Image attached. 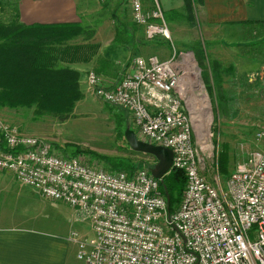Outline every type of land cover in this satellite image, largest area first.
<instances>
[{
    "label": "built area",
    "instance_id": "built-area-1",
    "mask_svg": "<svg viewBox=\"0 0 264 264\" xmlns=\"http://www.w3.org/2000/svg\"><path fill=\"white\" fill-rule=\"evenodd\" d=\"M128 7L145 39L170 41L157 0H128ZM190 56L135 55L115 82L93 70L84 74L91 94L129 113L137 139L171 151V168L185 177L171 212L148 168L127 174L81 155H60L48 140L0 118V170L88 221L90 236L68 235L80 264H264V130H256L259 145L229 172L225 189L216 175L208 180L202 171L215 149L210 107L200 126L176 92L191 75L183 69L191 61L201 81Z\"/></svg>",
    "mask_w": 264,
    "mask_h": 264
},
{
    "label": "rangeland",
    "instance_id": "rangeland-1",
    "mask_svg": "<svg viewBox=\"0 0 264 264\" xmlns=\"http://www.w3.org/2000/svg\"><path fill=\"white\" fill-rule=\"evenodd\" d=\"M122 4L123 10L125 8L129 10L128 0H124ZM194 4L195 2L193 4L191 2L190 11L185 7L180 12L173 10L169 16L165 15L168 22L172 21V24H169L170 41L159 37L148 41L139 33L140 38L129 49L120 46L117 51H112L113 54L117 53L119 62L117 64L112 62L110 66L104 68L108 77L116 75L119 78L135 54L153 53L161 59H166L173 52H176V56L178 52H183L191 54L194 59L196 57L200 65L201 81H198L200 83L195 84L197 76L194 67L184 66L183 69L189 71L195 81L187 74L182 77L176 92L186 101L193 118L199 119L200 126L204 118L201 101L203 96H200V90L205 94L208 108L211 110L213 121L211 141L215 149L212 157L204 159L202 174L208 180L216 175L222 189H225V180L229 172L259 145L254 139L256 130H264V52L258 57L248 54L242 45L250 38L244 36L242 28L234 24H225L220 28L208 25V29L215 31L204 33L201 27L206 28V25L199 21L197 9L193 10ZM15 7L16 0H0V21L14 19ZM131 24L133 29H137L132 22ZM217 29L223 30L219 32ZM92 36L88 39L77 36L69 40V43H85L86 40L90 42L94 39ZM213 61L218 63L221 70L220 83L226 98L222 106L208 90V82L205 79L207 75L211 83L210 66ZM94 67L96 64L88 66L86 71L93 70ZM83 79L78 80L79 88L83 89H80L82 96L74 102L70 110L71 116L65 120L58 121V118L51 114L32 119L31 109L5 108L0 109V118L25 134L48 140L57 148L60 155H81L89 161L103 165L104 168L107 166L101 157H116L129 160L137 165V168L149 169L155 162L154 158L132 152L123 138L125 128L137 132L129 113L121 107L105 103L95 97L86 88ZM217 157L224 162L225 171L218 168ZM55 208L56 213L60 215L56 219L60 230L68 235L70 231H75L80 236L91 235L87 220L75 219L74 211L63 203ZM72 249L75 262L80 264L75 258L76 247L72 246Z\"/></svg>",
    "mask_w": 264,
    "mask_h": 264
},
{
    "label": "crops",
    "instance_id": "crops-1",
    "mask_svg": "<svg viewBox=\"0 0 264 264\" xmlns=\"http://www.w3.org/2000/svg\"><path fill=\"white\" fill-rule=\"evenodd\" d=\"M123 1L16 0L15 16L23 26L78 25L91 29L94 39L85 43L95 44L96 53L87 62L72 63L70 67L76 69L79 78L83 79L88 66L96 64L93 70L97 74L108 82H115L119 78L116 75L108 77L104 68L112 62H119L117 53L112 51H117L120 46L129 49L140 38L139 33L144 38L141 27L132 22L130 11L127 8L123 10ZM157 1L165 20V15L169 16L173 10L180 12L185 9L184 0ZM191 2H195L193 10L197 9L199 21L206 25V28L201 27L204 33L215 31L208 29V25L220 28L225 24H234L239 27L237 22L242 20L264 21V0ZM131 22L137 29L132 28ZM120 23L124 28L120 27ZM166 23L169 28L172 21L166 20ZM217 30L222 32L223 29ZM116 32L124 35L120 42L114 38ZM149 54L153 53L135 55ZM58 204L61 203L45 199L35 189L18 182L10 172L0 170V264H77L72 255L75 244L56 222L60 217L55 208Z\"/></svg>",
    "mask_w": 264,
    "mask_h": 264
},
{
    "label": "trees",
    "instance_id": "trees-1",
    "mask_svg": "<svg viewBox=\"0 0 264 264\" xmlns=\"http://www.w3.org/2000/svg\"><path fill=\"white\" fill-rule=\"evenodd\" d=\"M184 1L186 10L190 11L192 0ZM237 24L244 36L250 38L242 45L244 50L248 54L261 56L264 52V21L242 20ZM120 27L124 28L123 24ZM91 34V29L78 25L23 26L17 22L16 16L9 21H0V109H31L32 119L51 114L62 121L71 116L70 110L82 94L78 82L80 74L68 64L87 62L96 53L97 46L69 43V40L77 36L87 39ZM114 38L120 42L121 32H116ZM196 62L200 67L198 59ZM205 79L215 100L224 105L225 92L216 61L211 62L210 66L211 83L207 75ZM101 158L108 169L129 174L137 168L129 160ZM216 164L225 171L224 162L218 157ZM184 183L183 171L177 168H171L162 181H158L161 194L167 197L168 212L177 206Z\"/></svg>",
    "mask_w": 264,
    "mask_h": 264
},
{
    "label": "water",
    "instance_id": "water-1",
    "mask_svg": "<svg viewBox=\"0 0 264 264\" xmlns=\"http://www.w3.org/2000/svg\"><path fill=\"white\" fill-rule=\"evenodd\" d=\"M123 138L132 152L154 158L155 162L149 168V173L161 182L162 177L171 169V151L166 147L137 139L134 131L129 128L124 129Z\"/></svg>",
    "mask_w": 264,
    "mask_h": 264
},
{
    "label": "bare ground",
    "instance_id": "bare-ground-1",
    "mask_svg": "<svg viewBox=\"0 0 264 264\" xmlns=\"http://www.w3.org/2000/svg\"><path fill=\"white\" fill-rule=\"evenodd\" d=\"M187 57L188 58H190V60H191V56L189 55V54H187ZM191 67H194V63H193V61H191V65H190ZM194 69V68H193ZM189 70V69H188ZM198 82V79L195 81V84ZM199 83V82H198ZM200 96H203V98H202V102H203V104L206 106V112H204V121H203V123L205 124V123H207L208 122V120H209V117H210V114H209V112H208V103H207V99H206V97H205V95L204 94H201ZM205 111V110H204ZM206 117V118H205Z\"/></svg>",
    "mask_w": 264,
    "mask_h": 264
}]
</instances>
